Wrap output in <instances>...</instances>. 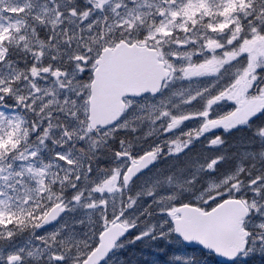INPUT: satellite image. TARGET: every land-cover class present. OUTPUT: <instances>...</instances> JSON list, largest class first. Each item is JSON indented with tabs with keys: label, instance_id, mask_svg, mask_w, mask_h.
<instances>
[{
	"label": "rangeland",
	"instance_id": "obj_1",
	"mask_svg": "<svg viewBox=\"0 0 264 264\" xmlns=\"http://www.w3.org/2000/svg\"><path fill=\"white\" fill-rule=\"evenodd\" d=\"M119 40L157 49L172 75L157 97L126 100L118 124L93 132L94 60ZM251 83L264 91V0H114L103 12L94 0H0V264H79L125 204L122 222L138 228L104 264H139L132 241L148 264L162 254L211 264L174 236L168 212L186 199L209 208L227 197L249 210V245L236 264H264V134H229L228 152L213 161L218 151L206 161L210 150L192 151L196 164L183 177L169 163L184 173L177 159L188 150L224 147V137L197 132L196 118L221 120L220 100L238 101ZM146 151L156 163L126 202L111 180L124 172L125 152ZM59 202L66 214L38 229Z\"/></svg>",
	"mask_w": 264,
	"mask_h": 264
},
{
	"label": "water",
	"instance_id": "obj_2",
	"mask_svg": "<svg viewBox=\"0 0 264 264\" xmlns=\"http://www.w3.org/2000/svg\"><path fill=\"white\" fill-rule=\"evenodd\" d=\"M112 0H96L101 10ZM208 50H210L208 48ZM171 71L159 59L156 49L146 45L119 41L112 47L101 49L95 60L88 98V123L91 130L114 126L123 116L124 98L139 99L155 96ZM149 153L141 156L128 168L125 186L152 167ZM66 212L61 203L51 207L41 220V227L53 225ZM179 217L172 219L174 234L189 247H199L215 255L218 261L232 263L246 251L248 232L243 219L248 210L238 199H227L210 211L182 205L175 209ZM116 217L100 234L99 243L82 264H101L114 251L115 244L135 226L125 227Z\"/></svg>",
	"mask_w": 264,
	"mask_h": 264
},
{
	"label": "flooded vegetation",
	"instance_id": "obj_3",
	"mask_svg": "<svg viewBox=\"0 0 264 264\" xmlns=\"http://www.w3.org/2000/svg\"><path fill=\"white\" fill-rule=\"evenodd\" d=\"M251 88H255L256 91L251 92L250 90ZM245 93L247 95L245 97L238 98L239 100L236 102H233L232 99L230 100L229 98L227 99L228 102H226L225 98L220 100V101H225L224 103H220V104H224V108L220 109L223 111L220 114L224 113V115L221 117V120H217L216 118L213 119L212 117L209 116L211 114L209 112L202 115L203 116L202 118H196L197 121L201 120L203 122V123H200L199 129L197 132L203 135H206V136L209 135V136H219V137H227V136H230L229 134L231 135H250V136L263 135L264 134V112H263L264 110V91L261 90L260 84L251 83V87L248 88ZM210 109H212V107L207 108V110H210ZM213 112H215V110ZM125 153L126 154H124L123 158L126 159L127 165L130 162H135L138 158V156H133L127 152ZM124 172L120 176H118L115 180L113 179V182L118 183V186L120 184L122 185L123 183L122 178H123ZM142 176L136 179L138 180ZM136 179L131 182V185L133 182L136 181ZM123 192L126 195V200L129 201L131 199V197L129 196V190L127 191L123 190ZM183 203L197 205L194 203L192 199H186L184 200ZM198 206H200V208L202 207L203 209H205L202 204ZM124 208H125V212L122 217V221L124 220V217L126 213L128 212L127 210L128 208H126V206ZM130 235L131 233L129 234L128 237H130ZM136 244H137V241H132L130 244V247L134 248ZM118 246L119 245L116 246L117 249H118ZM127 252L126 251L123 252L122 256L126 255ZM123 263L126 264L125 261Z\"/></svg>",
	"mask_w": 264,
	"mask_h": 264
},
{
	"label": "trees",
	"instance_id": "obj_4",
	"mask_svg": "<svg viewBox=\"0 0 264 264\" xmlns=\"http://www.w3.org/2000/svg\"><path fill=\"white\" fill-rule=\"evenodd\" d=\"M251 139V138H250ZM110 143V145H112V144H115V142H109ZM228 143H229V140H227L226 138H224V147H222V148H220V149H216V150H214V148H212L211 149V153H212V155H214L215 153L213 152V151H218V153L214 156V157H219L220 155H222V154H225V153H227L228 152V149H227V147H228ZM108 144V143H107ZM128 144V143H127ZM109 149H110V147H108ZM210 150V149H209ZM220 150V151H219ZM168 163V162H167ZM170 166L174 169V171L176 170V167H177V165H178V163H177V161L176 160H170ZM170 170H172L171 168H169ZM161 262V261H160ZM39 264H44V263H39ZM248 264V263H247Z\"/></svg>",
	"mask_w": 264,
	"mask_h": 264
},
{
	"label": "bare ground",
	"instance_id": "obj_5",
	"mask_svg": "<svg viewBox=\"0 0 264 264\" xmlns=\"http://www.w3.org/2000/svg\"><path fill=\"white\" fill-rule=\"evenodd\" d=\"M186 170H188V169L186 168L184 171H186Z\"/></svg>",
	"mask_w": 264,
	"mask_h": 264
}]
</instances>
